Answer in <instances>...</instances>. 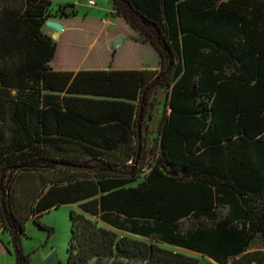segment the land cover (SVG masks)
<instances>
[{
  "label": "trees",
  "instance_id": "trees-1",
  "mask_svg": "<svg viewBox=\"0 0 264 264\" xmlns=\"http://www.w3.org/2000/svg\"><path fill=\"white\" fill-rule=\"evenodd\" d=\"M124 1L131 13L116 0L117 13L155 47L161 69L169 59L164 76L56 71L58 43L44 32L51 0H0V197L9 172L19 181L55 163L61 178L44 184L28 216L10 212L22 232L31 218L52 232L40 217L78 204L68 264L201 261L162 243L218 264H264V0ZM68 7L55 13L75 15ZM160 76L159 154L138 182L143 107Z\"/></svg>",
  "mask_w": 264,
  "mask_h": 264
},
{
  "label": "rangeland",
  "instance_id": "rangeland-1",
  "mask_svg": "<svg viewBox=\"0 0 264 264\" xmlns=\"http://www.w3.org/2000/svg\"><path fill=\"white\" fill-rule=\"evenodd\" d=\"M95 1L97 5L91 6L89 4L90 0H51V9L54 12L52 20L59 18V13L55 12L60 6L65 5L69 6L66 9L68 14L98 18L93 23H88L87 21L82 24L84 25L83 27L77 26L71 33H65L62 38H57L59 50L56 59L59 58L58 60L74 65L87 62V64L103 66L110 63L115 54L114 66L119 64L127 65L136 61L143 65L154 63L157 57L156 50L149 44L136 43L132 39L137 36V33L117 13L116 0ZM118 6L124 11L130 12V8L124 0H119ZM106 22H112L115 26L109 27L105 24ZM119 31L122 32L119 37H122L124 41L116 50H112L111 47L116 38L112 40V37H106L107 33L115 35ZM164 65L163 69L160 70L163 73L162 76L165 75L169 68V59L165 61ZM161 82L160 76L157 86L149 91L146 105L143 107L145 114L142 120L143 126L141 127L143 139L142 142H138L141 162L139 166H136V169L140 172L137 178L138 182L143 180L144 175L149 172V165L155 161L159 154L158 143L157 141L154 142L153 139L156 140L158 136L159 120L167 108L166 91L160 87ZM81 164L89 167L94 165V162L85 161ZM38 166V171L30 172L31 176L19 181L14 180L17 171L9 172L2 188L0 214L7 222L8 229L3 226L0 220V264H20L18 261L20 253L31 255V264H46L47 259L53 253L58 254L63 264H68V248L72 228L71 212L80 210L78 204L54 208L40 217V221L44 225L53 229L52 232L41 228L35 223L33 218L25 222V230L22 232L14 223L10 212L12 205L16 214H19L24 209L21 212L22 214H20L23 217H27L30 212L29 205L34 201L38 191L44 187V184L51 185L61 178V175L57 174L58 171H53L56 166L55 163H40ZM118 170L126 169L122 166ZM126 171H128V168ZM85 174L89 175V173ZM12 191L13 195L10 202L9 197ZM16 235L18 237L17 240L15 239ZM253 248L261 249V243L259 241L255 242ZM193 256L201 260L199 264H217L209 258Z\"/></svg>",
  "mask_w": 264,
  "mask_h": 264
},
{
  "label": "crops",
  "instance_id": "crops-1",
  "mask_svg": "<svg viewBox=\"0 0 264 264\" xmlns=\"http://www.w3.org/2000/svg\"><path fill=\"white\" fill-rule=\"evenodd\" d=\"M97 19L96 18H89L87 16L86 17L85 16L84 17H80L77 14L70 15V17H68V18H60L59 17V18H57L55 20L61 22L64 25V31L60 34L59 38H62L65 33H71L73 30L76 29L77 26L78 27L79 26L83 27L84 25H82V24L86 23L87 21H88V23H93ZM123 19L126 21L125 18H123ZM109 23L110 22H106L105 24L107 26H109ZM127 25L131 27V25L128 22H127ZM44 32L46 34L52 36L55 39V41L57 40V37H56L57 32H55L53 29H50L47 26H45ZM121 34H122V32H120V31L117 32L115 35H110V33H107V36L106 37H109L110 36V37H112V40H115V38H116V40L114 41V44H115V42L117 41V39L119 38V36H121ZM139 38H140V36L137 33V36L135 38H132V39L136 43L138 42V43H141L143 45L149 44V45H151L155 49V47L152 44H150V43H142V41H140ZM114 44L111 47L112 50H116L118 48V47L117 48L114 47ZM111 48H110V50H111ZM58 50H59V45H58ZM156 55H157L156 61L154 63H152L151 65H148V64H144L143 65L142 63H139V62L136 61V62H132V63L127 64V65L119 64L118 66H114L115 60H116V56H113V58L111 59V62L108 63L107 65H103V66H99V65H96V64L95 65H91V64H87V62H83V63L77 64V65H74V64H70V63L64 62L62 60H58L59 59L58 58V59H55L54 60L53 67H54V69L56 71H73V72H76V73H78L80 71H99V70H106V71H109V70H155L157 72H160V70H161V57H160L159 53L157 52V50H156ZM56 58H57V56H56ZM76 96L85 97V98H92V99H109V98H106V97L95 96V95H78V94H76ZM142 139L143 138L140 137V142H142ZM153 141L155 142V139H153ZM99 221L101 222V224L103 226H105L107 228H111V229L115 230L116 232L120 233L121 235H132V234H130L128 232H125V231H122V230H118V229H114L112 226H110V225L102 222L101 220H99ZM132 236L137 237V238H140V239H145V240L151 241L150 239H146V238L141 237V236H138V235H132ZM162 246L167 247V248H170V249L175 250V251H178V252L185 253L187 255H191V256H193V255L201 256L199 253H197L195 251H192L190 249L184 248V247L174 246V245H170V244H166V243H162ZM251 249L252 250H258V249H254L253 246H252ZM206 258H208V257H206ZM212 261L215 262L214 260H212Z\"/></svg>",
  "mask_w": 264,
  "mask_h": 264
},
{
  "label": "water",
  "instance_id": "water-1",
  "mask_svg": "<svg viewBox=\"0 0 264 264\" xmlns=\"http://www.w3.org/2000/svg\"><path fill=\"white\" fill-rule=\"evenodd\" d=\"M46 26L50 29H53L55 32H57L56 37L59 38L60 34L64 31V25L57 21V20H52L50 19L47 23ZM124 39L122 37H119L117 41L114 44V47H118L120 44H122ZM58 164H61L63 166H77V165H71L65 162H60ZM46 264H63L62 261L60 260L59 256L57 253H53L46 261Z\"/></svg>",
  "mask_w": 264,
  "mask_h": 264
},
{
  "label": "built area",
  "instance_id": "built-area-1",
  "mask_svg": "<svg viewBox=\"0 0 264 264\" xmlns=\"http://www.w3.org/2000/svg\"><path fill=\"white\" fill-rule=\"evenodd\" d=\"M89 4H90L91 6H95V5H97V3H96L95 0H90ZM109 26H110V27H114L115 24L112 23V22H110V23H109Z\"/></svg>",
  "mask_w": 264,
  "mask_h": 264
}]
</instances>
